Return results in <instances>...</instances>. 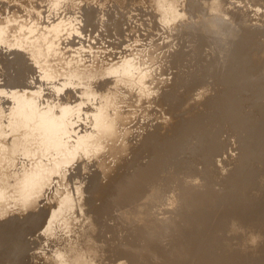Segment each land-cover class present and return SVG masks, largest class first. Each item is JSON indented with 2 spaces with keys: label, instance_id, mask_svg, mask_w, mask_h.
<instances>
[{
  "label": "rangeland",
  "instance_id": "obj_1",
  "mask_svg": "<svg viewBox=\"0 0 264 264\" xmlns=\"http://www.w3.org/2000/svg\"><path fill=\"white\" fill-rule=\"evenodd\" d=\"M201 1L205 6L208 4L207 8L199 0H174L179 15L172 21L174 25L162 22L153 0H0V264H79V260H75L78 255L81 260L94 261L95 264H174L170 257L175 255L183 257L185 264H259V261L264 264V209H261L264 207V182H261L264 179V160L261 161L264 154H259L264 152L260 149L261 146L264 148V131L261 132L264 130V0H223L221 5H224V10L222 8L220 13L215 10L217 15L209 7L212 0ZM227 23L238 28L234 26L236 29H233ZM192 27L196 33H193ZM229 28L237 30V34ZM201 30L206 39L200 35L203 34ZM235 35L244 40L238 42ZM241 35H245L243 39ZM194 38L201 39L197 40L198 45L197 42L189 44L194 42ZM233 41L238 43L235 42V45ZM234 49L239 57L232 56L234 51L231 50ZM193 56L198 57L194 58L196 64H193ZM231 57L235 60L233 58L234 64L230 63V69L233 66L230 73L229 64L225 63L230 62ZM198 59L203 60L198 63ZM222 59H228V62ZM200 61L204 66L201 69L196 67L201 71L197 73L194 67H199ZM120 66L136 71H130L125 79L124 75L113 71ZM146 70L150 72L146 73ZM190 70H194L198 78L193 77L194 72L191 76ZM218 70L221 71L218 75L223 74L221 78L217 76ZM131 72L134 74L131 75ZM211 74L217 76H212L215 80H211L213 84L209 83ZM138 77L140 81L147 77L143 85ZM179 78L184 88L191 86L185 90L189 91L188 95L190 92L193 94V99L191 95L187 96L191 100L185 101V96L182 99L187 104L181 100L183 94L187 95L185 90L181 94L178 92L183 89L178 87ZM216 83L221 85L216 87ZM209 84L210 87L215 84L214 90L209 88ZM176 87L180 89L174 94ZM226 87L228 89L225 90ZM178 94L180 97H177ZM201 97L203 103L200 102ZM172 98L178 106L184 104L180 111L170 100ZM197 105H201V109ZM229 110L236 113L231 118ZM167 111L175 113L169 115ZM224 114L228 119L224 120ZM238 116L241 120H235L237 125L234 127L233 120ZM184 117L189 119V122L185 120L187 124ZM100 122L106 126L113 124L118 139L110 141L105 128L98 127ZM239 122L244 124L238 126ZM237 135H243V139L241 136V139H236ZM155 137H163V140L157 141ZM255 139L258 143L254 150ZM167 140L171 145H167ZM113 146L119 152L125 147L126 152L119 158H113L110 151ZM246 147L247 152L244 150ZM97 148L100 150L97 151ZM250 149L255 156L248 152ZM257 153L261 155L260 159H256ZM145 156L149 158L145 160ZM245 162L249 167L253 164L249 168ZM146 166L148 170L153 167L156 172L150 168L153 173L150 174L151 171H145ZM106 167H109L108 171L110 169L107 178L104 176ZM124 169L132 171L129 176L130 171L126 173ZM245 170L252 176L247 175ZM255 176L259 181L262 179L259 182L262 185L254 179ZM108 182L111 184L108 185ZM24 183L27 188L21 192ZM118 183H121V190ZM238 184H243L239 185L241 190L237 188ZM107 185L108 192H101ZM232 191L240 200L237 197L238 201L235 200L236 195ZM257 193L259 201L255 198ZM223 194L226 198H222ZM241 197L252 204L248 201L249 206ZM223 204L231 207L223 209ZM103 206H109V209H103ZM57 209L64 215H60L64 222ZM231 213H239L238 217L237 214L231 215L237 220L234 223L232 217L227 219ZM85 214L88 216L84 217ZM49 217H57L54 218L56 223ZM85 218L89 222H85ZM65 219L72 221L71 224ZM228 220L232 221L231 225ZM79 221L86 227L93 224V232L84 240H78L82 231ZM162 221L164 223L160 227ZM166 225L171 228L167 229ZM235 225L241 228H235ZM61 226L67 227L66 233ZM147 226L151 233L145 228ZM54 227L59 232L64 230L61 236L57 230L54 231ZM219 228H222L221 231ZM233 230L237 232L234 235ZM229 231H232V236ZM143 232L150 234L144 235ZM139 235L147 236V240L144 237L140 239ZM63 236L69 240L63 239ZM224 240L225 244L232 245L231 248L225 245L224 249H218L224 253L207 249L211 248V242L216 245ZM60 241L61 247L58 244ZM205 248L207 251L201 252ZM216 253H220L219 256ZM260 255L263 259L259 258Z\"/></svg>",
  "mask_w": 264,
  "mask_h": 264
},
{
  "label": "bare ground",
  "instance_id": "obj_2",
  "mask_svg": "<svg viewBox=\"0 0 264 264\" xmlns=\"http://www.w3.org/2000/svg\"><path fill=\"white\" fill-rule=\"evenodd\" d=\"M153 1L155 2L156 6H157V9L160 11V16H161V18H162V22H163V23H165V24H169L170 22H172L173 20H175V19H177V18L179 17V15L177 14V9L175 8L174 2H173L174 0H153ZM199 1H200V2H199L200 4H201V3H202V5L204 4V2H202L201 0H199ZM207 1H208V0H207ZM222 1H223V0H222ZM222 1H221V2H222ZM225 1H226V0H225ZM235 1H236V0H235ZM237 1H238V0H237ZM3 2H4V1H3ZM197 2H198V1H197ZM217 2H218V1H217ZM217 2H215V1L213 2V0H212V6H213V7H212L211 5L209 6V7H211V9L213 8L212 10H214L213 13H215V14L218 13V12L220 13V10L224 7V5H221V4L224 3V1H223L222 3H220V2L217 3ZM6 3H7V2H6ZM199 3H198V4H199ZM233 3H234V2H233ZM175 4H176V2H175ZM210 4H211V3H210ZM228 4H229V3H228ZM230 4H231V3H230ZM235 4H236V3H235ZM0 5H1V4H0ZM202 5H201V6H202ZM207 5H208V4H207ZM207 5H206V6H207ZM225 5H226V4H225ZM5 6H6V5H5ZM201 6H200V7H201ZM203 6H204L205 8H207V7L205 6V4H204ZM203 6H202L201 8H203ZM221 6H222V7H221ZM209 7H208V8H209ZM197 8H199V6H198ZM203 9H204V8H203ZM181 10H182V9H181ZM195 10H196V9H195ZM207 10H208V9H207ZM207 10H205V11H207ZM209 10H210V9H209ZM215 10H218V12H215ZM223 10H224V8H223ZM201 11H202V10H201ZM8 12H9V11H8ZM10 12H11V11H10ZM180 12H181V11H180ZM203 12H204V11H203ZM207 12H208V11H207ZM210 12H211V11H210ZM222 12H223V11H222ZM222 12H221V13H222ZM205 13H206V12H205ZM205 13H204V14H205ZM223 13H225V12H223ZM231 13H232V12H231ZM196 14H197V13H196ZM228 14H229V13H228ZM1 15H2V14H1ZM213 15H214V14H213ZM216 15H217V14H216ZM235 15H237V14H234V16H235ZM200 16H202V15H200ZM3 17H5V16H3ZM215 17H216V16H215ZM239 17H240V16H239ZM239 17H238V19H239ZM219 18H220V17H219ZM236 18H237V16H236ZM233 19L235 20V17H234ZM240 21H241V20H240ZM240 21H238V22L240 23ZM9 22H10V19H9ZM160 22H161V21H160ZM178 22H179V21H178ZM232 22H233V21H232ZM172 23H173V22H172ZM176 23H177V22H176ZM181 23H182V20H181ZM183 23H184V22H183ZM211 23H213V22H211ZM225 23H226V22H225ZM229 23L231 24V22H229ZM233 23H234V22H233ZM8 24H9V23H8ZM173 24H174V23H173ZM173 24H172V25H173ZM202 24H203V23H202ZM202 24H201V25H202ZM227 24H228V23H227ZM227 24H226V25H227ZM230 24H228V25H230ZM174 25H175V24H174ZM188 25H189V24H187V26H188ZM191 25H192V24H191ZM191 25H190V26H191ZM207 25H208V24H207ZM210 25H211V24H210ZM214 25H215V24H214ZM222 25H225V24L223 23ZM222 25H221V26H222ZM228 25H227V26H228ZM237 25H238V24H237ZM2 26H3V25H2ZM218 26H219V25H218ZM231 26H233V24L230 25V27H231ZM234 26H236V25H234ZM234 26L232 27L233 29L238 28L237 26H236V28H234ZM188 27H189V26H188ZM197 27H198V25H197ZM222 27H225V26H222ZM228 27H229V26H228ZM228 27H227V28H228ZM242 27H243V26H242ZM175 28H176V27H175ZM192 28H193V27H192ZM198 28H199V27H198ZM201 28H202V27H201ZM219 28H220V26L218 27V29H219ZM227 28H226V30H227ZM181 29H182V28H181ZM199 29H200V28H199ZM215 29H216V28H215ZM239 29H240V27H239ZM239 29H238V31H239ZM177 30H178V29H177ZM191 30H192V29H191ZM191 30H190V31L188 30V31L191 32ZM197 30H198V29H197ZM203 30H204V28H203ZM203 30H201L202 33H203ZM210 30H211V29H210ZM210 30H209V31H210ZM229 30H230L231 32H233V31L235 32V31H236V34H237V30H231L230 28H229ZM240 30H242V29H240ZM182 31H183V30H182ZM182 31H181V32H182ZM188 31H187V33H188ZM194 31H195V29L193 28V33H196V32H197V31H196V32H194ZM206 31H207V29H206ZM216 31H217V30H216ZM185 32H186V29H185ZM185 32H184V33H185ZM207 32H208V31H207ZM224 32H225V31H224ZM231 32H230V34H232ZM234 32H233V33H234ZM227 33H228V30H227ZM238 33H239V32H238ZM0 34H1V31H0ZM179 34H180V33H179ZM189 34H192V33H189ZM205 34H206V33H205ZM241 34H242V32H241ZM245 34H246V33H245ZM174 35H175V33H174ZM193 35H194V37H195V36L198 37L197 34H193ZM198 35H199V33H198ZM200 35L204 36V33H203V34H200ZM238 35H239V34H238ZM177 36H179V35H177ZM185 36H186V35H185ZM188 36H189V35H188ZM188 36H187V37H188ZM191 36H192V35H191ZM207 36H208V34H207ZM224 36H225V34H224ZM224 36H223V37H224ZM227 36H230V35L227 34ZM235 36L238 38L240 35H239V36L235 35ZM242 36L244 37L245 35H241V37H242ZM247 36H248V35H247ZM247 36H246V37H247ZM249 36L251 37V34H250ZM4 37H6V36L4 35ZM175 37H176V36H175ZM180 37H181V36H180ZM187 37H186V38H187ZM199 37H200V36H199ZM204 37H205V36H204ZM211 37H212V36H211ZM217 37H218V36H217ZM243 37H242V39H243ZM246 37H245V39H246ZM1 38H2V36H1ZM7 38H8V37H7ZM192 38H193V36H192ZM206 38H207V37H205V39H206ZM218 38H219V37H218ZM237 38H235V39H236L238 42H240V43L244 40V39L241 40V38H238V39H237ZM252 38H253V37H252ZM5 39H6V38H5ZM187 39H188V38H187ZM198 39H200V38H198ZM198 39H195V38H194V39H193L194 42L191 41V43H189V42H187V43H189V44L191 45V44H193V43L196 44V42H197L196 45H198V42H199V41H197ZM214 39H215V38H214ZM216 39H217V38H216ZM239 39H240V41H239ZM191 40H192V39H191ZM195 40H196V41H195ZM200 40H201V39H200ZM202 40H203V38H202ZM217 40H218V39H217ZM226 40H228V39H226ZM226 40H225V41H226ZM7 41H8V40H7ZM188 41H190V40H188ZM229 41H230V40H229ZM237 41H235V42H237ZM201 42H202V41H201ZM201 42H200V43H201ZM217 42H218V41H217ZM222 42H224V40H223ZM222 42H221V43H222ZM231 42H232V41H231ZM233 42H234V41H233ZM235 42H234V44L236 45ZM238 42H237V43H238ZM7 44H8V43H7ZM195 44H193V45H195ZM204 44H205V43H204ZM227 44H231V43L227 42ZM237 45H239V44H237ZM3 46H5V44H4ZM200 46H201V45L199 44V47H200ZM233 46H234V45H233ZM201 47H202V46H201ZM215 47H216V46H215ZM215 47H214V48H215ZM86 48H87V47H86ZM193 48H194V47H193ZM212 48H213V47H212ZM212 48H211V51H212ZM234 48H235V47H234ZM238 48H239V47H238ZM194 49H195V48H194ZM215 49H217V48H215ZM231 49H232V47H231ZM235 49H236V48H235ZM235 49H234V50H231V51H232V52L234 51V54H236V55L233 54L232 56H235V57H236L238 53H235ZM196 50H197V49H196ZM196 50H195V51H196ZM221 50H222V49H221ZM221 50H219V51L221 52ZM236 50H238V49H236ZM190 51H191V50H189V52H190ZM193 51H194V50H193ZM209 51H210V49H209ZM240 51H241V49H240ZM196 52H197V51H196ZM236 52H237V51H236ZM241 52H242V54H243V51H241ZM230 53H231V52H230ZM230 53H229V55H230ZM231 54H232V53H231ZM239 54H240V53H239ZM242 54H240V56H241ZM196 55H197V54H196ZM0 56H1V55H0ZM227 56H228V55H227ZM235 57H231L232 60H231L230 62L227 61L228 59H227V60L224 59L226 62H228V63H225V65L229 64V65H228V66H229L228 69L230 70V71H229L230 73H231V69H233V66H232V65H231L232 68L230 69V63H231V62H232V63L234 62ZM237 57H239V55H238ZM194 58H196V57L193 56V59H194ZM197 58H198V57H197ZM197 58H196V59H197ZM225 58H228V57H225ZM233 58H234V60H233ZM1 60H2V59H1ZM132 60H133V59H132ZM199 60H201V59H198V63H199ZM202 60H203V59H202ZM202 60H201V61H202ZM204 60H205V59H204ZM222 60H223V59H222ZM222 60H221V63H222ZM224 60H223V61H224ZM193 61H194V63L192 62L193 64H196V63H197V60H196V62H195V59H194ZM201 61H200V65H199V67H198L197 65H195V67H194V70L196 69V70H195L196 72L199 71V70H197V68H198V69H201L200 67H201V66H202V67L204 66V65H202L203 63H201ZM207 62H208V61H207ZM219 62H220V61H219ZM192 63H191V64H192ZM204 63H205V64H208L209 62L206 63V61H204ZM223 63H224V62H223ZM233 64H234V63H233ZM109 65H110V64H109ZM0 66H1V65H0ZM2 66H3V65H2ZM218 66H219V65H218ZM228 66H226V68H225V70H226L225 73L227 72V67H228ZM132 67H133V66H131V68H132ZM191 67H192V66H191ZM191 67H189V69H190ZM196 67H197V68H196ZM216 67H217V66H215V68H216ZM127 68H128V67H126V69H125V68H123V66H120L119 69L116 68V69L113 70V71L117 72L118 74H121V76L124 75V77H125V79H126V78H128L127 75L130 73V71H132V72H135V71H136L134 68H133L134 70H130V71H129L130 67L128 68V71H127ZM192 68H193V67H192ZM192 68H191V69H192ZM204 68H205V67H204ZM202 69H203V68H202ZM213 69H214V67H213ZM194 70H190V71H192V74H191L190 71H188V72H190L191 76L193 75ZM147 71H149V70H146V73H148ZM223 71H224V70L222 69V73H223ZM235 71H236V69H235ZM132 72H131V73H132ZM137 72H138V71H137ZM149 72H150V71H149ZM199 72H201V71H199ZM214 72H216V70H214ZM219 72H221V71L218 70V73H217L218 78H219V76H220V75H218V74H220ZM197 73H198V72H197ZM211 73H212V71H211ZM225 73H224V74H225ZM133 74H134V73H132L131 75H133ZM135 74H136V73H135ZM137 74H139V73H137ZM194 74H195V75H194L193 77H196V75H198V74H196L195 72H194ZM199 74H201V73H199ZM214 74H215V73H214ZM233 74H234V73H233ZM125 75H126V76H125ZM129 75H130V74H129ZM187 75H188V73H187ZM215 75H216V74H215ZM215 75H214V76H215ZM173 76H174V75H173ZM207 76H208V75H207ZM212 76H213V75L211 74V77H209V78H211V79H210V82H209L210 84H213V82H212L211 80H213L214 76H213V78H212ZM217 76H215V77H217ZM221 76H223V74H222ZM221 76H220V78H221ZM2 77H3V76H2ZM147 77H148V76H147ZM147 77H145V78L142 77V78L146 79ZM189 77H190V76H189ZM234 77H235V76H234ZM129 78H130V77H129ZM131 78H132V77H131ZM196 78H198V77H196ZM218 78H215V79L217 80ZM235 78L237 79V76H236ZM139 79H140V78L138 77V80H139ZM144 79L141 80L142 82L139 80V81L141 82V84L143 83V80H144ZM185 79H186V78H185ZM185 79H184V80H185ZM193 79H194V78H193ZM127 80H128V79H127ZM127 80H126V81H127ZM189 80H190V79H189ZM202 80H203V79H202ZM219 80L221 81V79H219ZM219 80H217V81H219ZM237 80H238V79H237ZM181 81H182V80H181ZM186 81H187V80H186ZM191 81H193V80H191ZM197 81H198V80H197ZM200 81H201V80H200ZM213 81H215V80H213ZM140 82H139V83H140ZM179 82H180V78H179ZM179 82L177 81V83H179ZM194 82H195V81H194ZM211 82H212V83H211ZM128 83H129V82H128ZM184 83H185V82H184ZM199 83H200V82H199ZM222 83H223V82H221V84H222ZM136 84H137V83H136ZM182 84H183V83H182ZM182 84H181V82H180V85L178 84V85H179L178 87L181 88V86H182L183 89L181 88V91H178L180 88L177 90L178 87H176V89L174 88V92H175V91H176V92L178 91L179 94H181L182 92H184L183 90L188 89L189 87H191V86H189L188 88L186 87V85L189 84V82L185 85L186 88H184V86H183ZM191 84H192V82H191ZM203 84H204V83H203ZM210 84H209V88H210L211 90H214V88H215L214 85H215V84H214L213 86L211 85L212 87H210ZM221 84H220V83H218V84L216 83V87H217V85H221ZM137 85H139V84H137ZM142 85H143V84H142ZM142 85H141V86H142ZM173 85H174V84H173ZM175 85H176V84H175ZM196 85H197V84H196ZM201 85H202V84H201ZM222 85H223V84H222ZM171 86H172V85H171ZM198 86H199V85H198ZM203 86H204V85H203ZM206 86H207V85H206ZM227 86H228V85H227ZM173 87H175V86H173ZM213 87H214V88H213ZM136 88H137V87H136ZM141 88H142V87H141ZM204 88L207 89L208 87H204ZM199 89H202V90H203V88H200V87H199ZM216 89H217V88H216ZM226 89H228V87H226L225 90H226ZM136 90H137V89H136ZM169 90H170V89H169ZM192 90H193V89H192ZM195 90H196V89H195ZM195 90H194V91H195ZM164 91H165V89H164ZM164 91H162V95H163ZM198 91H199V90H198ZM203 91H204V90H203ZM203 91H201V93H202ZM155 92H156V91H155ZM165 92H166V91H165ZM167 92H168V91H167ZM176 92H175L174 94H177ZM180 92H181V93H180ZM185 92H186L187 95H184V94H183V95H182L183 98L181 97V100H182V99H185L187 96H190V95H191V92L189 93L190 95H188V92H189V91L185 90ZM192 92H193V91H192ZM152 93H153V92H152ZM157 93H158V92H157ZM168 93H169V92H168ZM172 93H173V92H172ZM204 93H205V91H204ZM225 93H226V92H225ZM227 93H229V90H228ZM154 94H155V93H154ZM160 94H161V93H160ZM174 94H172V95H174ZM179 94H178V96H177V95H176V96H177V97H180ZM155 95H156V94H155ZM165 95H166V94H164V96H165ZM192 95H193V94H192ZM192 95L190 96L191 99H193V96H192ZM156 96H158V94H157ZM159 96L161 97V95H159ZM159 96H158V97H159ZM184 96H185V98H184ZM225 96H226V95H225ZM162 97H163V96H162ZM177 97L175 98V96H174V99H177ZM190 97H187L185 101H187V99L191 100ZM197 98H199V97L197 96ZM202 98H203V97H201V100L199 99L200 102L202 101ZM158 99H159V98H158ZM174 99L172 98V99H170V100H173L174 105H175V104L177 105V102H174V101H176V100H174ZM178 99H179V100H178ZM178 99H177V101H181L180 98H178ZM189 100H188V101H189ZM154 101H156V99H155ZM182 101H183V103H185L184 100H182ZM197 101H198V100H197ZM171 102H172V101H170V103H171ZM189 102H190V101H189ZM200 102L198 101L197 103H200ZM163 103H164V101H163ZM173 103H171L170 105H173ZM180 103H182V102H180ZM183 103H182V104H183ZM187 103H188V102H186L185 104H187ZM197 103H196V104H197ZM201 103H203V102H201ZM182 104H181V106L184 105V104H183V105H182ZM165 105H166V104H165ZM176 105H175V106H176ZM175 106H173V108L176 110L177 108H175ZM177 106H178V105H177ZM177 106H176V107H177ZM181 106H180V104H179V106H178V107H179L178 110L181 108ZM197 106H198V107H197ZM197 106H196L197 108H200V107H201V105H197ZM185 108H186V107H185ZM192 108H193V107H192ZM207 108H209V107H207ZM228 108H229V107H228ZM200 109H201V108H200ZM234 109H235V108H234ZM164 110H165V109H164ZM166 110H168V109H166ZM189 110H190V109H189ZM198 110H199V109H198ZM198 110H197V111H198ZM225 110H226V109H225ZM225 110H224V113H225ZM232 110H233V109H232ZM235 110H236V109H235ZM235 110H234V111H235ZM179 111H180V110H179ZM190 111H191V110H190ZM195 111H196V109H195ZM226 111H227V110H226ZM229 111H231V110H229ZM238 111H239V110H238ZM162 112H163V111H162ZM162 112H161V113H162ZM176 112L178 113L177 110H176ZM235 112H237V111H235ZM164 113H165V112H164ZM164 113H163V117H164ZM171 113L173 114V113H175V112H171V111H170V113H169V112L167 111V114L170 115ZM190 113H191V112H190ZM172 114H171V115H172ZM188 114H189V113H188ZM228 114L230 115L229 117L231 118V116H232V115H235L236 113H234V112L232 113V111H231L230 113L228 112ZM237 114H238V113H237ZM240 114H241V113H240ZM160 115H161V114H160ZM174 115H175V114H174ZM186 115H187V113H186ZM201 115H202V113H201ZM188 116H189V115H188ZM188 116H187V117H188ZM227 116H228V115H227ZM185 117H186V116H185ZM185 117L183 118L184 121L187 119V118H185ZM223 117L225 118L224 120L228 119V117H226L225 114H224ZM236 117H237V115H236ZM236 117H235V118H236ZM239 117H240V116H238V118H236V119L234 118L233 121L236 120V121L238 122V120H241ZM244 117L246 118V116H244ZM189 118H190V116H189ZM245 118H244V119H245ZM173 119H174V118H173ZM232 119H233V117H232ZM237 119H238V120H237ZM188 120H189V119H187V121H188ZM192 120H193V119H192ZM100 121H101V119H100ZM166 121H167V119H166ZM178 121H179V119H178ZM220 121H221V120H220ZM236 121H235V122H236ZM243 121H244V123H245L246 120H243ZM161 122H162V121H161ZM163 122H164V124H165V120H164ZM174 122H175V120H174ZM174 122H173V123H174ZM188 122H189V121H188ZM224 122H225V121H223V125H224ZM231 122H232V121H231ZM231 122H230V123H231ZM235 122H234V123H235ZM237 122H236L235 124L233 123V126H234V127H236L235 125H237ZM175 123H177V121H176ZM178 123H179V122H178ZM178 123H177V124H178ZM190 123H191V122H190ZM240 123H241V124H244L243 122H239V123H238V126L241 125ZM246 123H248V122L246 121ZM159 124H160V123H159ZM162 124H163V123H162ZM177 124H176V125H177ZM181 124H183V123H181ZM185 124H187L186 121H185ZM239 124H240V125H239ZM250 124L252 125V123H250ZM258 124L260 125V123H258ZM261 124H262V123H261ZM160 125H161V124H160ZM166 125H167V124H166ZM179 125H180V124H179ZM179 125H178V126H179ZM188 125H189V124H188ZM229 125H230V124H229ZM251 125H249V126H251ZM0 126H1V124H0ZM114 126H116V119H115V124H114ZM143 126H144V125H143ZM186 126H187V125H186ZM186 126H184V127H186ZM231 126H232V124L230 125V127H231ZM249 126H248V127H249ZM254 126H255V125H254ZM261 126H262V125H261ZM1 127H2V126H1ZM1 127H0V128H1ZM98 127H99V128H105L106 136L110 139V141H113V140H115V138H117V136H116V134H115V132H114L113 124H112V125L110 124V125H107V126H106V125H103V122H100V123H98ZM173 127H174V125H173ZM173 127H168V128H170V129L172 128V129H173ZM181 127H182V126H181ZM225 127H226V126H225ZM241 127H242V126H241ZM252 127H253V126H252ZM252 127H251V128H252ZM259 127H260V126H257V128H259ZM160 128L163 129L162 127H159V129H160ZM164 128H165V126H164ZM168 128H166V129H168ZM175 128H176V127H175ZM178 128H179V127H178ZM182 128H183V127H182ZM196 128H197V127H196ZM255 128H256V127H255ZM257 128H256V129H257ZM261 128H262V127H261ZM219 129H220V128H219ZM253 129H254V128H253ZM253 129H252V130H253ZM263 129H264V124H263ZM147 130H149V127H148ZM168 130H169V129H168ZM168 130H167V131H168ZM225 130H226V129H225ZM230 130H231V129H230ZM258 130H262V129H258ZM139 131H140V130H139ZM164 131H166V130L164 129ZM167 131H166V132H167ZM169 131H171V130H169ZM172 131H173V130H172ZM184 131H185V130H184ZM234 131H235V130H234ZM256 131H257V130H256ZM263 131H264V130H262L261 132H263ZM150 132H151V131H149V134H150ZM218 132H219V131H218ZM221 132H222V131H221ZM221 132H220V133H221ZM250 132H251V131H250ZM15 133H16V132H15ZM141 133H142V132H141ZM143 133H144V132H143ZM146 133H147V132H146ZM177 133H179V132H177ZM222 133H223V132H222ZM230 133H231V132H230ZM263 133H264V132H263ZM16 134H19V132L16 133ZM152 134H153V133H152ZM175 134H176V133H175ZM175 134H173V137H175V136H174ZM216 134H217V133H216ZM260 134H261V133H260ZM144 135H146V134H144ZM177 135H178V134H176V137H177ZM182 135H183V134H182ZM221 135H222V134H221ZM263 135H264V134H263ZM148 136H151V135H148ZM148 136L146 135V137H148ZM156 136H160V135H156ZM164 136H165V135H163V137H164ZM235 136H236V135H235ZM237 136H238V135H237ZM240 136H241V135H240ZM240 136H238L236 139H238V138H239V139H241V138L243 139V137H242L243 135L241 136V138H240ZM143 137H144V136H143ZM163 137H162V138H160V137H159V138H158V137H155V139L158 138L157 141H160V140H163ZM179 137H180V136H179ZM216 137H220V136H216ZM260 137H261V136H260ZM180 138H181V137H180ZM180 138H179V139H180ZM220 138H221V137H220ZM222 138H223V137H222ZM2 139H3V138H2ZM117 139H118V138H117ZM144 139H145V138H144ZM159 139H160V140H159ZM176 139H178V138H176ZM198 139H199V138H198ZM216 139H217V138H216ZM244 139H245V138H244ZM257 139H258V138H257ZM261 139H262V138H261ZM150 140H151V138H150ZM199 140H200V139H199ZM199 140H198V141H199ZM222 140H223V139H222ZM255 140H256V139H255ZM21 141H22V140H21ZM21 141H20V143H21ZM145 141H146V140H145ZM167 141H168V142H167L168 144H167L166 142H163V141H161V142H163V144L166 143L167 145H169V144H170V143H169V140H167ZM257 141H258V140H256L255 145H253V149H254V150L256 149V147H254V146L257 145V143H258ZM34 142H35V141H34ZM34 142H33V143H34ZM98 142H99V141H98ZM98 142H97V145L99 144ZM205 142H206V141H205ZM259 142H261V140H260ZM15 143H16V142H15ZM22 143L24 144L23 141H22ZM31 143H32V142H31ZM31 143H30V144H31ZM33 143H32V144H33ZM121 143H122V142H121ZM219 143H220V142H219ZM18 144H19V143H18ZM23 144H21V145H23ZM94 144H95V143H94ZM94 144H93V146H94ZM150 144H151V142H150ZM153 144H154V143H153ZM166 144H165V145H166ZM202 144H203V143H202ZM204 144H205V143H204ZM217 144H218V142H217ZM261 144H262V143H261ZM165 145H163V146H165ZM170 145H171V144H170ZM190 145H191V144H190ZM221 145H222V144H221ZM151 146H153V145H151ZM154 146H155V145H154ZM224 146H225V145H224ZM240 146H241V145H240ZM260 146H261V145H260ZM260 146H258V147H260ZM263 146H264V144H263ZM94 147H95V146H94ZM166 147H167V146H166ZM199 147H200V146H199ZM216 147H217V146H216ZM233 147H234V146H233ZM237 147H238V146H237ZM241 147H242V146H241ZM258 147H257V150H260L261 148L264 149L262 146L260 147V149H259ZM1 148H2V147H1ZM22 148H24V147H22ZM115 148H116V147H114V146L110 148V151L112 152V157H113V158H119V157L122 156V154H123L124 152H126L125 147H122L121 152L116 151V150H118V149H115ZM202 148H203V147H202ZM202 148H201V149H202ZM213 148H215V147L213 146ZM239 148H240V147H239ZM242 148H244V147H242ZM40 149H41V148H40ZM196 149H197V148H195L194 151H195ZM215 149H216V148H215ZM262 149H261V150H262ZM0 150H2V149H0ZM99 150H100V149L97 148V151H99ZM190 150H191V148H190ZM206 150H207V149H206ZM209 150H210V149H209ZM225 150H226V149H225ZM237 150H238V149H237ZM244 150L246 151V150H247V147H246ZM244 150H243V151H244ZM251 150H252V149H250V151L248 150V152H251L252 155L255 156ZM257 150H256V151H257ZM202 151H203V150H202ZM202 151H201V152H202ZM243 151H241V153H242ZM256 151H255V152H256ZM262 151H263V150H262ZM41 152H42V151H41ZM239 152H240V151H239ZM246 152H247V151H246ZM99 153H100V152H99ZM198 153H199V151H198ZM243 154H245V153H243ZM246 154H247V153H246ZM246 154H245V155H246ZM259 154L262 155V154H264V152H263V153H259ZM259 154L257 153L258 156H256V159H257V157H258V159H260V156H261V155H259ZM125 155H126V154H125ZM196 155H197V154H196ZM203 155H204V154H203ZM146 156H147V155H146ZM146 156H145V160L149 158V157H146ZM263 156H264V155H263ZM33 157H34V156H33ZM130 157H131V156H130ZM200 157H201V156H200ZM34 158H35V157H34ZM170 158H171V157H170ZM170 158H169V159H170ZM203 158H205V157H203ZM247 158H248V157H247ZM123 159H125V158H123ZM196 159H198V158H196ZM261 159H262L261 161L264 160L263 157H262ZM125 161H127V158H126ZM196 161H197V160H196ZM205 161H206V160H205ZM247 161H248V160H247ZM250 161H251V160H250ZM257 161H258V160H257ZM145 162H146V161H145ZM198 162H199V161H198ZM198 162H197V163H198ZM206 162H207V161H206ZM252 162H253V161H252ZM258 162H259V161H258ZM29 163H30V162H29ZM124 163H125V162H124ZM245 163H246L247 166L249 165V164H247L248 162H245ZM249 163H250V162H249ZM253 163H254V162H253ZM253 163L250 164V167H251V165H252ZM166 164H167V163H166ZM204 164H205V163H204ZM147 165H150V164L147 163ZM259 165H260V164H259ZM150 166H152V165H150ZM150 166H149V167H150ZM153 166H154V165H153ZM245 167H246V166H245ZM245 167L243 166V168H245ZM248 167H249V166H248ZM250 167H249V168H250ZM262 167H263V164H262ZM108 168H109V167H106V168H105V172H104V176H105L106 178L110 176V169H109V171H108ZM129 168L131 169L130 165H129ZM150 168L153 169V167H150ZM150 168H149V170H148V168H147V166H146L145 171H146V170L151 171ZM154 168H155V167H154ZM206 168H207V167H206ZM230 168H231V167H229V169H230ZM246 168H247V167H246ZM249 168H248L247 170H248L249 172H252V173H253L254 171H253V170H249ZM260 168H261V167H260ZM130 169H129L130 172L128 171V169H127V170L124 169V172H126V173H127V171L129 172V173H128V176H129L130 173L132 172L131 170H133V169H131V170H130ZM234 169H235V168H234ZM252 169H253V167H252ZM262 169H263V168H262ZM122 170H123V169H122ZM164 170H165V169H164ZM164 170H163V171H164ZM188 170H189V169H188ZM204 170H205V169H204ZM103 171H104V170H103ZM119 171H121V170H119ZM153 171H154V169H153ZM157 171H158V170H157ZM207 171H208V170H207ZM228 171H229V170H228ZM238 171H239V170H238ZM248 171L245 170L246 173H248ZM257 171L259 172V169H258ZM124 172L122 171V173H124ZM154 172H156V171H154ZM160 172H162V171H160ZM164 172H166V171H164ZM235 172H237V171H234L233 173L235 174ZM240 172H241V171H240ZM105 173H106V175H105ZM116 173L118 174V172H116ZM122 173H121V174H122ZM149 173H150V174H153L152 171L149 172ZM179 173H180V172H179ZM185 173H186V172H185ZM197 173H198V171H197ZM223 173H224V171H223ZM246 173H245V174H246ZM262 173H263V171H262ZM158 174L161 175L160 173H158ZM239 174L241 175V173H239ZM243 174H244V173H243ZM243 174H242V175H243ZM253 174H254V173H253ZM257 174H260V173H257ZM118 175H119V174H118ZM125 175H126V174H125ZM183 175H186V174H183ZM187 175H188V174H187ZM231 175H233V174H231ZM235 175H237V174H235ZM247 175H251V174L248 173ZM261 175H262V174H260V175H258V176H261ZM126 176H127V175H126ZM148 176H149V175H148ZM150 176H152V175H150ZM157 176H158V175H157ZM181 176H182V175H181ZM192 176H193V175H192ZM238 176H239V175H238ZM251 176H252V175H251ZM258 176H257V177H258ZM233 177H234V176H233ZM235 177H236V176H235ZM241 177H242V176H241ZM241 177H240V183H242V181H243V179H242V181H241ZM263 177H264V176H263ZM263 177H260V178H263ZM133 178H134V177H133ZM133 178H132V179H133ZM152 178H153V177H152ZM247 178H248V177H247ZM249 178H250V177H249ZM249 178H248V179H249ZM251 178H252V177H251ZM251 178H250V179H251ZM260 178H259V179H260ZM127 179H128V178H127ZM181 179H183V177H182ZM181 179H180V180H181ZM185 179H186V176H185ZM252 179H253V178H252ZM254 179H257L256 176H255ZM135 180H136V179H135ZM154 180H155V179H154ZM180 180H179V181H180ZM234 180H235V179H234ZM234 180H233V182H235ZM257 180H258V179H257ZM261 180H262V179H261ZM261 180H260V181H261ZM173 181H177V179H176V180H173ZM183 181H185V180H183ZM248 181H250V180H248ZM254 181H255V180H254ZM260 181L258 180V183H259ZM149 182H150V180H149ZM245 182H246V181H245ZM261 182L263 183V182H264V179H263V181H261ZM235 183H237V182H235ZM235 183H234V184H235ZM243 183H244V182H243ZM110 184H111V182H108V185H110ZM234 184H233V185H234ZM245 184H246V183H244V185H245ZM259 184L262 185L261 183H259ZM259 184H258V185H259ZM108 185H107V186L103 189V191H101V192H105V193L108 192V191H107ZM117 185L120 186V190H121V183H120V184L118 183ZM134 185H136V184L134 183ZM151 185H152V184H151ZM236 185H237V184H236ZM239 185H240V184H238V187H237V188H239V189L241 190L242 188H240V186L243 185V184H241L240 186H239ZM258 185H257V187H258ZM149 186H150V185H149ZM149 186H148V187H149ZM245 186H246V185H245ZM117 187H118V186H117ZM234 187H235V185H234ZM257 187H256V189H257ZM259 187H260V186H259ZM262 187H263V186H262ZM26 188H27V184L24 183V187H23V189H21V192L26 191ZM212 188H213V187H211V189H212ZM127 189L129 190V187H127ZM195 189H197V188L195 187ZM230 189H232V188L230 187ZM235 189H236V187H235ZM120 190H119V191H120ZM128 190H127V191H128ZM209 190H210V189H209ZM212 190H213V189H212ZM232 190H233V189H232ZM237 190H238V189H237ZM240 190H239V192H240ZM196 191L198 192V189H197ZM196 191H195V192H196ZM117 192H118V191H117ZM232 192H233V194H235L234 191H232ZM239 192H238V193H239ZM251 192L254 193L255 190H254V192H253V191H251ZM134 193H135V192H134ZM209 193H212V192L209 191ZM262 193H264L263 190H262ZM262 193H260V195H261ZM96 194H97V193H95V196H97ZM102 194H103V193H102ZM194 194H195V193H194ZM194 194H193V195H194ZM129 195H131V194H129ZM195 195H197V194H195ZM195 195L193 196L194 198H195ZM235 195H236V194H235ZM66 196H67V195H66ZM107 196H108V195H107ZM127 196H128V195H127ZM211 196H212V195H211ZM239 196H240V195H239ZM249 196H250V195H249ZM252 196H253V194H252ZM256 196H257V197H255V195H254L253 198L255 197V198H257L258 201H259V194L257 193ZM263 196H264V195L262 194V197H263ZM64 197H65V196H64ZM70 197H71V196H70ZM193 197H192V201H193V204H195V200L197 199V197L195 198V200H193ZM212 197H213V196H212ZM224 197H225V196H224V194H223V197H222V198H224ZM236 197H237V195L234 197L235 200H236L237 198H239V200H240V197H237V198H236ZM242 197H243V196H242ZM242 197H241V199H242L244 202H247L246 204H248V201L251 202V201L248 200V199H247L248 201L244 200V198H242ZM262 197H261V200L263 201ZM108 198L110 199V197H108ZM130 198H131V196H130ZM214 198H215V197H214ZM225 198H226V197H225ZM229 198H230V197H229ZM229 198H227V199L229 200ZM249 198H250V197H249ZM255 198H254V199H255ZM263 198H264V197H263ZM103 199H104V198H103ZM257 199H256L255 201H257ZM225 200H226V199H225ZM230 200H231V198H230ZM235 200H234V201H235ZM251 200H253V199H251ZM69 201H71V200H69ZM106 201H107V200H106ZM106 201H105V202H106ZM148 201H149V200H148ZM148 201H147V202H148ZM226 201H227V200H226ZM236 201H238V199H237ZM243 201H241V202H243ZM253 201H254V200H253ZM71 202H72V201H71ZM197 202H198V201L196 200V204H198ZM239 202H240V201H239ZM241 202H240V203H241ZM244 202H243V203H244ZM145 203H146V202H145ZM148 203H149V202H148ZM191 203H192V202H191ZM63 204H64V203H63ZM69 204H70V203H69ZM85 204H86V203H85ZM105 204H106V203H105ZM250 204H252V202H251ZM260 204H261V202H260ZM199 205H200V204H199ZM226 205H227V204H226ZM228 205H229V201H228ZM248 205H249V204H248ZM248 205H247V207H248ZM254 205H255V202H254ZM257 205H258V204H257ZM60 206L62 207V205H60ZM60 206H59V207H60ZM63 206H65V204H64ZM105 206H106V205H105ZM105 206H103V209H104V208H105V209H109V206H107L108 208L105 207ZM249 206H250V205H249ZM61 207H60V208H61ZM142 207H145V206H142ZM197 207H198V206H197ZM200 207H202V206H200ZM226 207L229 208V207H231V205H230V206H226ZM226 207H225V205L223 204V209L225 208V209L227 210ZM71 208H72V207H71ZM203 208H204V207H203ZM221 208H222V207H221ZM61 209H62V208H61ZM230 209H231V208H230ZM261 209H264V207L261 208ZM261 209H260V210H261ZM57 210H59V209H57ZM69 210H70V209H69ZM81 210H82V209H81ZM83 210H84V209H83ZM205 211H206V210H205ZM223 211H225V210H223ZM43 212H44V211H43ZM43 212H42V213H43ZM81 212H82V211H81ZM87 212H88V210H87ZM226 212H227V211H226ZM39 213H40V212H39ZM60 213H61V214H60ZM64 213H65V212H64ZM204 213H205V212H204ZM227 213H229V212H227ZM36 214H37V212H36ZM45 214H46V213H45ZM45 214H43V215H45ZM57 214H58V213H57ZM82 214H84V212H82ZM82 214L80 213V215H82ZM234 214H237V217H238V214H239V213H234ZM234 214L231 213V214H229L230 216H229L228 218H227V217H226V218L229 219L230 217H232L231 215H234ZM43 215H42V216H43ZM47 215H48V214H47ZM60 215H63V214H62V212L59 210V216H60ZM74 215H75V214H74ZM86 215H87V214H85L84 217H86ZM89 215H90V214H89ZM205 215H206V213H205ZM40 216H41V215H40ZM42 216H41V217H42ZM48 216H50V215H48ZM63 216H64V215H63ZM87 216H88V215H87ZM79 217H80V216H79ZM82 217H83V215H82ZM89 217H90V216H89ZM201 217H203V216H201ZM233 217H234V216H233ZM233 217H232V218H233ZM235 217H236V215H235ZM27 218H28V217H27ZM27 218H26V219H27ZM29 218H30V217H29ZM44 218H46V217L44 216ZM44 218H43V219H44ZM47 218H48V217H47ZM47 218H46V219H47ZM50 218H52L51 220L55 221V220H54L55 217H54V218H53V217H49V219H50ZM56 218H57V217H56ZM56 218H55V219H56ZM61 218H62V217L60 216V219H61ZM66 218H67V217H66ZM161 218H162V217H161ZM232 218H231V220L233 221L235 218H233V219H232ZM240 218H241V217H240ZM49 219H48V220H49ZM58 219H59V218H58ZM58 219H57V220H58ZM60 219H59V220H60ZM62 219H63V218H62ZM68 219H70V218H68ZM71 219H72V218H71ZM83 219H84V218H83ZM150 219H151V218H150ZM236 219H237V218H236ZM238 219H239V218H238ZM23 220H24V219H23ZM39 220H40V219H39ZM51 220H50V221H51ZM65 220H66V219H65ZM86 220H88L87 222H89V219H88V218H87V219L85 218V222H86ZM91 220H92V219H91ZM138 220H139V219H138ZM144 220H145V219H144ZM224 220H225V219H224ZM243 220H244V219H243ZM50 221H49V222H50ZM60 221H61V220H60ZM66 221H68V220H66ZM83 221H84V220H82V222H83ZM147 221H148V220H147ZM154 221H156V220H154ZM225 221H227V220H225ZM232 221H230V222H231V223H230L229 220H228V222H229L230 225L232 224ZM235 221H237V220H234L233 223H234ZM241 221H242V219H241ZM245 221H247V220H245ZM63 222H64V219H63ZM63 222H62V223H63ZM68 222H70V221H68ZM71 222H72V221H71ZM71 222H70V224H71ZM136 222H137V221H136ZM136 222H135V223H136ZM138 222H139V221H138ZM159 222H160V221H159ZM223 222H224V221H223ZM239 222H240V220L238 221V223H239ZM242 222H243V221H242ZM41 223H42V222H41ZM55 223H56V221H55ZM62 223H61V224H62ZM66 223H67V222H66ZM91 223H92V222H91ZM148 223H149V222H148ZM148 223H147V224H148ZM156 223H158V222L156 221ZM163 223H164V222L162 221V223H160L159 226L161 227V224H163ZM224 223H225V222H224ZM224 223H223V225H224ZM37 224H38V223H37ZM42 224H43V223H42ZM44 224H45V222H44ZM46 224H47V222H46ZM52 224H54V222H52ZM73 224H74V223H73ZM78 224L81 226V229H80V230L83 231V233H82V231L79 232L78 240H79V239L84 240L85 237H86V235H90V234L93 232V227H92L93 224L88 225V227H86V226L84 225L85 223H84V224H81V221H79ZM87 224H88V223H87ZM87 224H86V225H87ZM153 224L155 225V223H153ZM153 224H152V225H153ZM158 224H159V223H158ZM158 224L155 225V227H157ZM225 224H227V223H225ZM229 224H228V225H229ZM250 224H251V223H250ZM257 224H258V223H257ZM257 224H256V225H257ZM260 224H261V223H260ZM57 225H59V224H57ZM67 225H68V224H67ZM83 225H84V226H83ZM154 225H153V227H154ZM220 225H221V223H220ZM230 225H229V226H230ZM239 225L241 226V223H240ZM251 225H252V224H251ZM16 226H17V225H16ZM64 226H66V224H65ZM145 226H146V225H145ZM148 226H149V225H148ZM148 226L145 227V228L147 229ZM166 226H167V225H166ZM168 226H169V225H168ZM168 226H167V229H170L171 227L168 228ZM171 226H172V229H173V225H171ZM235 226H236V225H235ZM237 226H238V225H237ZM237 226H236L235 228H237ZM240 226H238V227H240ZM41 227H42V226H41ZM58 227H59V226H58ZM61 227H62L64 230H65V228H67V227L64 228L63 226H61ZM220 227H221V226H220ZM225 227H226V226H225ZM227 227H228V226H227ZM227 227H226V228H227ZM247 227H248V226H247ZM263 227H264V226H263ZM13 228H14V227H13ZM42 228H43V227H42ZM44 228H45V227H44ZM46 228H47V227H46ZM56 228H57V227H54V229H55L54 231L57 230ZM69 228H70V226L68 227V229H69ZM74 228H75V227H74ZM74 228H73V229H74ZM145 228H144V229H145ZM150 228L152 229V226H151ZM164 228H165V226H164ZM164 228H163V229H164ZM230 228H232V226H230ZM233 228H234V226H233ZM240 228H241V227H240ZM250 228H251V227H250ZM252 228H253V227H252ZM63 229H62V232H64ZM154 229H155V228H154ZM159 229H160V228H159ZM165 229H166V228H165ZM165 229H164V231H165ZM219 229H220V231H221L222 228H219ZM248 229H249V228H248ZM254 229H255V228H254ZM9 230H10V229H9ZM37 230H38V229H37ZM69 230H70V229H69ZM147 230H148V229H147ZM228 230H229V228H228ZM255 230H256V229H255ZM15 231H16V230H15ZM42 231H44V230H42ZM51 231H52V230H51ZM59 231H60V230H57V232H59ZM148 231H149V230H148ZM153 231H154V230H153ZM156 231H157V230H156ZM156 231H155V232H156ZM160 231H161V230H160ZM164 231L162 230V232H164ZM167 231H169V230H167ZM234 231H236V230H233V235H234L235 233H237V232L234 233ZM253 231H254V230H253ZM5 232H6V230H5ZM62 232H59V236H61V233H62ZM149 232H150V231H149ZM149 232H146V234H147V233H148V234L151 233V232H150V233H149ZM170 232H171V231H170ZM225 232H226V231H225ZM227 232H228V231H227ZM231 232H232V231H231ZM231 232L229 231V235L231 234L230 236H232V233H231ZM40 233H41V232H40ZM40 233H39V234H40ZM42 233H43V232H42ZM44 233H45V231H44ZM65 233H66V230H65ZM69 233H70V232H69ZM159 233H161V232H159ZM212 233H213V232H212ZM214 233H215V232H214ZM219 233H220V232H219ZM8 234H9V232H8ZM17 234H18V233H17ZM45 234H46V233H45ZM52 234H53V231H52ZM57 234H58V233H57ZM73 234H74V233H72V235H73ZM140 234H141V233H140ZM143 234L146 235L145 232H143ZM143 234H141V235H143ZM148 234H147V235H148ZM161 234H162V233H161ZM239 234H240V236H241L243 233L241 234V232H240ZM239 234H238V236H239ZM252 234H253V233H252ZM256 234H257V233H256ZM50 235H51V234H50ZM55 235H56V234H55ZM55 235H54V236H55ZM66 235H67V234H66ZM66 235H65V236H66ZM68 235H69V234H68ZM74 235H75V234H74ZM156 235H157V232H156ZM211 235H212V234H211ZM216 235H217V233H216ZM216 235H215V236H216ZM218 235H219V234H218ZM14 236H15V235H14ZM57 236H58V235H56V237H57ZM149 236H150V235H149ZM152 236H153V235H152ZM208 236H209V235H208ZM238 236H237V237H238ZM41 237H42V236H41ZM56 237H55V239H56ZM68 237H69V236H68ZM68 237H67V238H68ZM142 237H144V236H141V237H140V235H139V238H140V239H141ZM146 237H147V236H146ZM146 237H144L145 240H147ZM150 237H151V236H150ZM219 237H220V236H219ZM237 237H236V239H237ZM241 237H242V236H241ZM247 237H248V236H247ZM247 237H246V238H247ZM3 238H4V237H3ZM3 238H2V239H3ZM6 238H7V237H6ZM8 238H9V237H8ZM46 238H48V237H46ZM58 238L61 239V237H58ZM65 238H66V237L63 236V239H65ZM69 238H70V237H69ZM151 238H152V237H151ZM154 238H155V237H154ZM159 238H160V237H159ZM206 238H207V237H206ZM212 238H213V237H212ZM215 238H216V237H215ZM234 238H235V236H234ZM239 238H240V237H239ZM243 238H244V237H243ZM243 238H242V239H243ZM260 238H261V237H260ZM25 239H26V237H25ZM27 239H28V238H27ZM29 239H30V238H29ZM33 239H34V238H33ZM44 239H45V238H44ZM52 239H53V238H52ZM63 239H62L61 241H63ZM70 239H71V238H70ZM149 239H150V238H149ZM208 239H209V237H208ZM213 239H214V238H213ZM225 239H226V237H225ZM247 239H249V238H247ZM45 240H46V239H45ZM53 240H54V239H53ZM65 240H67V239H65ZM68 240H69V239H68ZM68 240H67V241H68ZM71 240H72V239H71ZM73 240H74V238H73ZM153 240H154V239H153ZM216 240L219 241V239H216ZM226 240H227V239H226ZM232 240H233V239H232ZM263 240H264V239H263ZM55 241H56V240H55ZM61 241H60V243L58 242L59 246H60V244H61ZM67 241H66V242H67ZM140 241H141V240H140ZM204 241H205V240H204ZM204 241H203V242H204ZM214 241H215V239H214ZM228 241L230 242V240H227V242H228ZM234 241H235V240H234ZM237 241H238V240H237ZM254 241H255V240H254ZM28 242H29V240H28ZM66 242L64 241V243H66ZM69 242H70V241H69ZM69 242H68V243H69ZM142 242H143V240L141 241V243H142ZM144 242H145V241H144ZM147 242H149V241H147ZM201 242H202V241H201ZM203 242H202V243H203ZM209 242H210V241H209ZM209 242H208V244H209ZM215 242H216V241H215ZM215 242H213V243H215ZM240 242H241V241H240ZM246 242H247V241H246ZM262 242H263V241H262ZM21 243H22V242H21ZM53 243H54V242H53ZM56 243H57V242H56ZM62 243H63V242H62ZM64 243H63V244H64ZM68 243H67V245H68ZM75 243H76V242H75ZM206 243H207V242H206ZM213 243L211 242V243L209 244V247H211V248H208V247H207V249H211L210 252H211V251H214V250H215V251H219L218 249H220V248L224 249V246H225V245L229 246V243L225 244V240H224V241H221L220 243H217L216 245L213 244ZM231 243H232V242H230V244H231ZM11 244H12V243H11ZM46 244H47V243H46ZM48 244H49V243H48ZM58 244H56V245L58 246ZM63 244H62L63 247H64V245L66 246V244H64V245H63ZM72 244H74V243L72 242ZM142 244H143V243H142ZM142 244H141V245H142ZM232 244H233V243H232ZM236 244H237V243H236ZM242 244H243V243H242ZM247 244H248V243H247ZM12 245H13V244H12ZM25 245H26V244H25ZM162 245H163V244H162ZM198 245H199V244H198ZM204 245H206L205 242H204ZM244 245H245V243H244ZM13 246H14V245H13ZM17 246H18V243H17ZM53 246H54V245H53ZM59 246H58V247H59ZM75 246H76V245H75ZM138 246H139V245H137V250H138ZM221 246H222V247H221ZM19 247H20V246H19ZM60 247H61V246H60ZM63 247H62V248H63ZM67 247H69V246H67ZM67 247H66V248H67ZM72 247H73V246H71V247H69V248H72ZM132 247H133V246H132ZM132 247H131V248H132ZM199 247H200V246H199ZM229 247H230V246H229ZM231 247H232V245H231ZM231 247H230V248H231ZM237 247H238V246H237ZM243 247H244V246H242V248H243ZM245 247H247V245H246ZM245 247H244V248H245ZM10 248H11V247H10ZM14 248H15V247H14ZM53 248H54V247H53ZM69 248H68V249H69ZM139 248H140V247H139ZM202 248H203V247H201V249H202ZM244 248H243V249H244ZM16 249H17V248H16ZM19 249H20V248H19ZM21 249H23V248H21ZM59 249H60V248H59ZM74 249H75V248H73V250H74ZM132 249H134V248H132ZM207 249L205 248V250L203 249V250H201V252H202V251H207ZM75 250H76V249H75ZM135 250H136V249H135ZM233 250H234V249H233ZM239 250H240V248H239ZM246 250H247V249H246ZM18 251H19V250H18ZM60 251H62V250L60 249ZM69 251H70V250H69ZM71 251H72V249H71ZM171 251H172V250H171ZM173 251H174V250H173ZM221 251L223 252V250H221ZM224 251H226V250H224ZM16 252H17V251H16ZM74 252H75V251H74ZM76 252H77V250H76ZM219 252H220V251H219ZM222 252H220V253H222ZM63 253H64V251H63ZM70 253H71V252H70ZM72 253H73V252H72ZM126 253H127V252H126ZM173 253H174V252H173ZM203 253H204V252H203ZM203 253H201V255H202ZM220 253H219V254H220ZM223 253H224V252H223ZM232 253H233V251H232ZM255 253H256V252H255ZM258 253H260V252H258ZM60 254H61V253H60ZM60 254L57 255V256H60ZM68 254H69V253H68ZM74 254L76 255V253H74ZM74 254H73V256H74ZM77 254H79V253L77 252ZM216 254H217V256H219L218 253H216ZM235 254H236V253H235ZM263 254H264V251H263ZM35 255H36V254H35ZM70 255H71V254H70ZM122 255H123V254H122ZM131 255H133V254H131ZM248 255H249V254H248ZM62 256H63V255H62ZM64 256H65V255H64ZM66 256H68V255H66ZM164 256H165V255H164ZM221 256L225 257V256L222 255V254H221ZM229 256H230V255H229ZM254 256H256V255H254ZM258 256H259V255H258ZM18 257H19V256H18ZM74 257H75V256H74ZM78 257H79V255H78ZM78 257H77V258H78ZM121 257H122V256H121ZM223 257H222V258H223ZM232 257H233V256H232ZM262 257H263V255H262V256L260 255L259 258H262ZM59 258H60V257H59ZM65 258H66V257H65ZM69 258H70V257H69ZM69 258H68V259H69ZM77 258H75V260H76V261L79 260V264H95L94 261H93V262H92V261H87V262H85V260H81L80 258H78V259H77ZM131 258H132V257H131ZM229 258H230V257H229ZM66 259H67V258H66ZM71 259H72V258H71ZM129 259H130V258H129ZM129 259H128V260H129ZM164 259H165V258H164ZM262 259H263V258H262ZM61 260H63V258H62ZM75 260H74V261H75ZM131 260H132V259H131ZM170 260H171V262H173L174 264H185V263H186L185 260L183 259V257H181L180 255L172 256V257H170ZM64 261H66V260L64 259ZM72 261H73V260H72ZM132 261H135V259H133ZM243 261H244V260H243ZM251 261H253V260H251ZM258 261H259V260H258ZM262 261H263V260H262ZM62 262H63V261H62ZM68 262H69V260H68ZM171 262H170V263H171ZM260 262H261V261H259V264H260ZM70 263H71V262H70ZM144 263H145V262H144ZM240 263H241V262H240ZM68 264H69V263H68ZM72 264H73V263H72ZM74 264H75V263H74ZM112 264H113V263H112ZM139 264H140V263H139ZM190 264H192V263H190ZM254 264H255V263H254ZM257 264H258V263H257Z\"/></svg>",
  "mask_w": 264,
  "mask_h": 264
}]
</instances>
